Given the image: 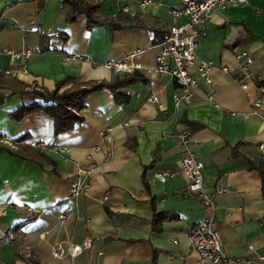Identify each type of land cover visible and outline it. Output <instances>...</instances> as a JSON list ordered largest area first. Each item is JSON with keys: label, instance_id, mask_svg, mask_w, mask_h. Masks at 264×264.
I'll return each mask as SVG.
<instances>
[{"label": "crops", "instance_id": "1", "mask_svg": "<svg viewBox=\"0 0 264 264\" xmlns=\"http://www.w3.org/2000/svg\"><path fill=\"white\" fill-rule=\"evenodd\" d=\"M177 2L102 0L99 11L110 17L119 14L126 24L111 28L107 23L87 27L85 14L69 20L71 8L62 0H0L4 77H16L29 90H52L68 76L73 79L63 88L75 81L131 78L116 92L103 87L89 94L82 120L58 134L43 110L14 119L10 112L35 96L14 93L0 78V92L7 95L0 104V135L21 140L24 150L16 153L0 144V264H25L20 250L26 245L37 252V264H198L189 229L211 213L227 254L240 258L232 264H264L257 257L264 254L262 178L245 157L234 153L239 144L253 161L263 159L259 145L264 142V0L214 9L197 48L198 60L215 64L213 83L198 84L192 101L178 104L173 99L178 90L175 79L152 70L160 40L171 24L180 21L170 11ZM31 25L40 31L29 30ZM26 47L32 50L26 60L5 51ZM240 49L249 50L254 58L249 76L243 77L239 67ZM125 58L139 65L125 72L102 66ZM238 78L244 79L246 88ZM108 126L113 131L104 140L101 131ZM186 128L204 162L203 187L215 196L214 212L189 191L181 173L179 134ZM34 139L46 148L30 146ZM96 145L102 150H95ZM109 148L114 155L106 160ZM35 152L53 162L40 163ZM78 167L93 168L91 182L73 197L70 184ZM163 169L174 175L159 180L156 172ZM224 186L229 191L216 196L217 188ZM153 196L157 210L179 215L163 221L161 232L152 229ZM60 214L65 216L61 219ZM8 232L14 235L9 241ZM87 237L92 246L77 256H53L55 242L82 243Z\"/></svg>", "mask_w": 264, "mask_h": 264}, {"label": "built area", "instance_id": "2", "mask_svg": "<svg viewBox=\"0 0 264 264\" xmlns=\"http://www.w3.org/2000/svg\"><path fill=\"white\" fill-rule=\"evenodd\" d=\"M86 1V0H85ZM151 2V0H148ZM250 0H178L171 8V14L178 18L171 24L165 36L160 40V50L157 55V63L152 68L154 72H165L173 77L178 85V90L173 94L176 104L180 102H190L194 96V87L200 83L212 84V70L215 67L214 62L210 60H198L197 48L200 38L207 34L206 23L213 15L214 9H226L232 4H243ZM182 19V20H181ZM29 30L40 31L38 25H31ZM6 52L10 53L15 59L26 60L32 50L28 47L21 50L7 48ZM239 67L243 77L249 76L251 73L250 66L254 60L252 54L247 49H240L236 53ZM139 64H133L128 58L113 60L103 63L102 66L112 67L116 71H132ZM196 65V69L192 70V66ZM229 71L228 67L222 68ZM25 70V68H24ZM6 73H14L6 70ZM242 77V78H243ZM238 78L243 88L247 87L244 79ZM260 105V100L256 102ZM113 131V127L108 126L101 131L102 138L108 139ZM179 138L183 147L180 170L188 182L190 192L198 194L204 207L212 212L217 207L215 196L206 191L203 187L204 183V162L197 156L192 147V132L190 129H183ZM0 144L6 149L23 153L21 140H13L0 135ZM29 145L32 147L46 148V145L39 140H31ZM264 160V142L259 145ZM95 150H102L101 145H96ZM114 155V150L109 148L105 152V159L108 160ZM93 169V168H92ZM77 168V176L72 178L70 184V192L73 197L79 196L82 192L90 187L91 180L88 175L92 171ZM174 173L169 169H163L156 172L159 180H166L173 176ZM227 187H218L217 194L228 192ZM108 197L106 196L105 199ZM65 214H60L62 219ZM13 233L8 232L5 236L7 241L13 239ZM189 240L191 249L198 255V264H232L239 257H231L227 254L225 248V240L222 232L217 227L216 217L214 213L208 214L200 218L189 229ZM3 240L0 239V250ZM92 246L91 238L87 237L82 243L69 242L65 244L63 241H57L53 244L52 254L55 257L63 258L66 256L75 257L83 250ZM249 248L255 251L254 244L250 243ZM20 257L25 264H37L38 254L30 246L26 245L20 250ZM257 257L264 259V254L259 253Z\"/></svg>", "mask_w": 264, "mask_h": 264}, {"label": "trees", "instance_id": "3", "mask_svg": "<svg viewBox=\"0 0 264 264\" xmlns=\"http://www.w3.org/2000/svg\"><path fill=\"white\" fill-rule=\"evenodd\" d=\"M65 4H68L71 8L69 13V20H74L79 14L86 15V26L93 27L101 23H107L111 28H122L126 26L125 23L120 21L121 16L118 14L116 17H110L102 14L99 9L101 7L102 0H62ZM0 24V28H1ZM135 74V72H134ZM133 74V75H134ZM0 78L11 87L14 93L20 92L22 94L31 93L35 98L29 102L21 103L17 108L10 112V115L14 119H21L25 115L43 110L52 119L53 131L55 134L71 129L78 121L82 120L81 110L86 106V98L89 94L97 91L103 87H108L116 92V89L125 85L126 81L131 80L130 77L125 80H119L115 82H108L102 80L100 82L93 81H75L72 85L63 88V86L73 79L72 77H66L58 81L52 90L47 88L29 90L26 86L14 76H7L0 74ZM118 93H116L117 95ZM7 95L0 92V104L4 102ZM239 144L235 146L234 153L245 157L253 167H255L262 178V187L264 194V160L261 162H255L239 149ZM0 149L2 147L0 146ZM37 161L43 163L45 161L53 162L48 156L41 152H35ZM147 166L145 167V169ZM143 180L146 187H148V181L143 173ZM151 204L154 209V215L152 218V229L156 232L162 231L163 221L168 219L177 218L179 215L168 210H157L155 206V196L151 198ZM110 213V210L107 208ZM20 225L17 224L16 227Z\"/></svg>", "mask_w": 264, "mask_h": 264}]
</instances>
